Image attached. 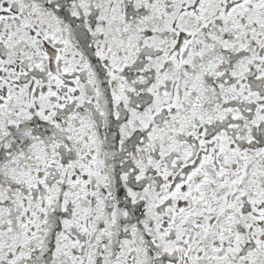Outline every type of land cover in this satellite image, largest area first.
Wrapping results in <instances>:
<instances>
[{
	"label": "snow or ice",
	"instance_id": "6c2138e0",
	"mask_svg": "<svg viewBox=\"0 0 264 264\" xmlns=\"http://www.w3.org/2000/svg\"><path fill=\"white\" fill-rule=\"evenodd\" d=\"M0 264H264V0H0Z\"/></svg>",
	"mask_w": 264,
	"mask_h": 264
}]
</instances>
